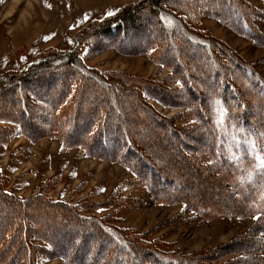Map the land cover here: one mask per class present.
<instances>
[{
	"label": "rangeland",
	"instance_id": "374dc122",
	"mask_svg": "<svg viewBox=\"0 0 264 264\" xmlns=\"http://www.w3.org/2000/svg\"><path fill=\"white\" fill-rule=\"evenodd\" d=\"M149 2L0 0V229L8 225L9 216L13 218L17 210L23 211L30 229L26 233L34 264H68L65 254L77 255L80 264H103L100 257L108 252L111 258L112 250L117 255L112 264H125L126 259H133V264H161L148 259L153 252L186 264H264V218L245 212L247 208L234 188L231 194L224 191L226 188L222 185L227 182L217 180L220 175L211 163L214 160L208 147L209 128L206 124L200 128L201 124L188 108L195 105L198 98L192 86L196 93L202 91L197 84L198 73L193 69L192 79L183 81L184 74L174 68L175 60L170 64L159 59L161 56L155 57L154 53L161 52L162 47L156 42L157 33L152 32L156 19L160 22L165 16L167 24L161 27L165 43L173 50V42L182 52L189 50L198 68L207 70L201 65L206 55H201V48L188 46L185 37L213 40L215 57L226 64H222L225 69L231 66L237 72L236 66L244 64L264 81V41H261L264 38V0H201L196 6H201L202 10L194 14L190 12L189 0H163L161 12H154ZM233 6L236 11L245 13V22H249L258 39L246 37L233 30V25L230 27L217 19L220 14L225 17L226 12L229 17L226 20L232 21L236 17ZM126 13L131 14L137 25L134 22L124 36L122 32L120 40V33L113 35L109 26ZM168 23L174 32L168 33L172 31ZM107 26L110 28L108 36L104 34L108 32H102ZM175 39L183 40L185 47ZM74 50L82 73L73 70L72 74L86 78L89 72L97 74L101 80L88 81L95 90L92 92L89 86V95L79 105L81 110L76 115L81 118L68 121L71 124L67 131L74 135L60 137L59 129L67 128L53 119L61 114L57 105L45 102L51 98L44 95L53 96L70 74L59 66L48 68L46 63L37 65L36 61H45L43 56L51 58ZM230 61L237 65H228ZM23 68L29 71L22 73ZM44 68L52 71L38 76V71ZM5 77L10 82L4 83L2 78ZM26 77L24 86L17 84ZM101 81L114 90L122 111L112 103L110 94L103 91L106 87L100 85ZM78 92L75 87L68 90V94L78 96L76 101L75 96L72 98L77 105L82 94ZM136 92L169 125L168 132L154 120L159 128L151 121H146L148 127L142 126L141 137L149 140L151 149L156 147L155 158L151 152L136 146L131 136L122 135V125H130L131 119L122 97L128 95L129 102H133L132 95ZM18 94L27 95L29 104L25 108L16 99ZM241 99L249 105L246 109L255 118L264 120L262 105L251 106L252 97ZM21 107L25 113L22 120L18 118ZM71 108L61 110L67 115L72 112ZM103 108V113L110 112L114 117L128 116L127 120L115 121L117 131H106L111 144H107L106 139L100 143V136L87 138L89 132L96 134L103 115L100 120L94 115L87 119L89 114L85 112L100 113ZM140 111L144 114L143 109ZM235 116L238 117V113L233 110ZM92 119L95 121H90ZM252 119L250 115L247 121ZM131 145L166 178L165 184L150 172L140 158L142 155L132 151ZM111 151L113 154L109 153ZM127 152L133 154V160L127 158ZM110 155L114 156L110 158ZM224 157L228 156L220 159L226 161ZM159 191L174 200L157 199L155 194ZM243 194L246 202L254 203L256 209L260 208L258 211L264 212L261 205L264 185L246 188ZM222 204L221 214H213V209ZM235 205L240 208L234 213ZM52 209L57 216L50 217ZM100 239L113 243V249L110 243L100 242ZM114 239L122 241L123 247L115 248ZM259 248L263 254L254 257L253 252ZM129 249L132 254L128 253ZM3 251L6 252L4 247L0 254Z\"/></svg>",
	"mask_w": 264,
	"mask_h": 264
},
{
	"label": "trees",
	"instance_id": "16d2710c",
	"mask_svg": "<svg viewBox=\"0 0 264 264\" xmlns=\"http://www.w3.org/2000/svg\"><path fill=\"white\" fill-rule=\"evenodd\" d=\"M197 1L201 2V0H189V5L191 9L190 12H192V14L196 13L197 10L198 11L202 10L201 6H196ZM228 1L230 2V0ZM163 3H164L163 0H150L149 6H151L154 9V12L155 11L161 12L162 10L161 5ZM236 7L240 8V6H236ZM224 9H225V6L223 7L222 11H224ZM233 12H235L236 17L233 18L232 21L230 22L226 20L227 18H229L226 12H225L226 14L225 17H222L224 15H221V14L220 16H216V17L219 21L221 20L227 23L230 27L233 25L232 26L233 30L238 31V33L243 34L246 37H250L254 40L258 39L256 36H254L253 34L254 31L249 26V22L247 21L248 24L245 22V19H246L245 13L242 10L236 11L235 6H233ZM165 19H166L165 16L161 17L160 22L157 21L156 19L155 26L153 27V30H152L153 33L154 32L157 33L155 34L158 37V41L156 42L160 45V47H162V51L158 53L159 56L158 54H155V53L154 55L155 57L161 56L159 59H162L165 62L170 63V64H171V61L175 60L177 64H175L174 68H176L177 73L179 72V74L181 75L184 74L183 81L189 82L192 79L191 74L193 72V69L195 73H198L197 80L199 81H197V84L200 86L199 89H201L202 91L196 93L194 85L192 86V88L190 86L188 87V88H191L192 91H194L195 96L198 97L197 100H195V105L193 104L191 107H188V108L192 110L195 116L194 118L197 121V123L201 124L200 128L203 127V125L205 124L209 128V131L207 132V135L210 136L209 141H208V147L211 149L209 151L211 159L214 160V161H211V163L213 164V166L216 167L220 175L217 177V180L222 179V181L227 182L225 184L223 183L222 186L226 188L224 191L230 194L233 193V188H234L236 196H239L240 198L239 200H243L242 204L246 206L247 208L245 212H248V213L251 212L250 215H253V214L260 215L264 218V212L258 211V209L260 208L256 209V205H254V203H251L252 204L251 205L250 203L246 202V200L244 199V194H243L244 189L246 188H250L255 185L258 188H261V186L264 185V168L260 167L261 159H264V120L260 118H255V115L246 109L247 106L249 105H247V103H245L243 99H241V97H244L245 99L252 97V100H250L249 104L251 106L255 105L256 108L257 107L259 108L262 105L263 106L262 108L264 111V105H263L264 104V81L259 76H257L253 70H251L248 66L244 64H242L241 66V65H237L233 61H230L228 65L233 63V65L235 64L234 66L237 65L241 69L237 68V66H236V70L239 69V71L237 72L233 71V68H231V66H228L229 69H225L223 65H226V64L223 62L222 63L223 65H222L219 62V60L215 57L213 40H209V39L204 40L196 36L193 37L190 35L191 37H187V38L185 37V39L187 40L188 46L201 48L202 49L200 50L201 55L202 56L206 55V58H207L205 59L206 62L205 60L204 62H201V65L203 67H206L207 70L203 71L202 69L198 68L196 66V62L193 59L191 60V57L189 56V50H185L182 52L180 49L177 48L174 42L171 43V45L175 47L173 50L171 46L168 45V43H165L166 37L164 36V30L161 28L162 25L167 24V22H165ZM134 22H135L134 25L136 26L137 25L136 21L132 19L131 14L126 13L125 15H121V17H118L117 21H115L109 27L111 28L113 35H117L118 33H120L119 37L121 40V33L123 32L122 36H124L125 32L129 31L130 27L134 26L132 25ZM236 24L239 26H237ZM241 25H243V27ZM167 26H168V29L172 30L171 32H168V33L174 32V30L172 29L173 27L170 28L171 26L169 25V23ZM240 26L243 28V31L240 29ZM109 27L107 26V28L104 27L102 29V32H108V33H104L106 36H108L110 33ZM238 28L240 29L242 33L239 32ZM175 38H176V35H175ZM114 40L119 42V40H117L116 38ZM175 40L178 43H180V46L184 44L183 40L181 39H178V40L175 39ZM261 41H264V38ZM157 43L156 45H158ZM183 47L185 46L183 45ZM163 56H164V59H163ZM180 57L182 58V60ZM43 58L45 59V61H43V59H38L36 61L37 65H42L46 63V65H48V68L59 66L63 69H66V72H69L70 74L69 77H67L66 80L64 81L65 83L62 82L60 84L58 90L53 94V96H46V95L44 96L45 98H51L49 99V101L47 100L45 102H48L49 104L53 103L54 105H57L58 112H60L61 114L59 118L53 117V119H57L59 123H61L62 125L65 126V128H67V129H64L63 127H61L58 133L59 136L65 137L66 135H74V132L71 131V133H69V131H67L68 126L71 124L68 121H73V120L75 121V119L81 118L80 115H76V113H78L79 110H81V108H79L81 106L79 105L86 98V96L89 95L88 94L89 86L92 92H94L95 90V88H93L92 86V83L88 81L91 79L92 81L94 80L93 82L97 83L98 81L101 80V78L98 77L97 74H90L89 72H87L88 74L86 73L87 79L82 75L72 74L73 70H75V72L78 71L79 73H82L80 72V70H82L81 69L82 67L79 62V58L76 55V50L69 51L67 54H55L51 58L43 56ZM176 59H178L179 62L176 61ZM75 68H77L78 70ZM25 69L26 68H23L24 71L22 70L23 71L22 73L29 71V69H26V70ZM46 71L51 72L52 70L48 71L47 68H44V71H38V76L43 74V72H46ZM199 72L200 73L202 72L201 76H199ZM8 77L2 78L4 83L9 81ZM27 78L28 77H26L25 79L22 78L23 80L21 79L22 81H20V83L18 82L17 84L19 85L22 84V86H24L25 80H28ZM100 85L106 87V89L103 88V91L107 94H110L109 97L112 103H114V105H116L118 109L121 110L119 107V101L117 99L115 100V95L113 94L114 90L110 89L109 86H107V82L105 81H101ZM154 86L157 87L158 89H161L158 84H154ZM70 87H75L76 90L79 91L78 95L82 93L79 95L80 97L78 98V105L76 102L74 103V99H72L75 96V101H76V98L78 96L73 93L68 94V90ZM144 90L146 91V89H143L142 91L144 92ZM156 92H160V91H156ZM140 95L141 94H139V92L133 93L132 95L133 102H129L128 99L130 96L128 95H124L122 97L124 100L125 111H127V114L131 117V119L129 118L130 125H126V126L122 125L121 127L122 135L123 137L126 136L127 138H130L131 136L136 146H139L140 149L144 152H149V153L151 152V156L155 158L154 153L156 151V147L153 148V146H151L153 148L151 149L149 140L141 137V132L143 129L142 126L146 123V121L152 122L154 120L158 124L163 125V128L166 127L165 131L168 132L169 125L167 124V121L165 119L159 117L158 114L149 105H146L142 101L143 96L142 95L140 96ZM16 99H18L19 103H23L22 107L24 108L28 106L29 104L27 101V95L18 94V98ZM65 100H68L69 103ZM139 103L141 105V109H139ZM107 105L109 107V104ZM22 107L20 108L21 117H18L21 120L23 119L24 114H25L23 111L24 108ZM63 107L67 109V111H68V107L69 108L72 107L71 108L72 112L66 115L65 111L62 112V110H64ZM109 109L111 108L109 107ZM142 109L144 111L143 112L144 114H141L140 110ZM104 110L105 108H103L100 113H95V114H93V112H85L89 114V116L87 115L86 117L87 119L91 117L92 115H94L95 117H97V120L98 119L100 120V116L103 115L102 124L100 128L98 129V131L96 132V134L91 135V132H89V135L87 136V138H89L90 136L92 137L93 135H96L97 137L100 136L99 137L101 138L100 143H102L103 140L106 139L105 142H107V144H111L110 139L107 138L108 135L106 136V131H115V130L117 131V128L114 125L115 121L118 120L119 118L120 119L125 118L127 120L128 116L123 115V112H122L123 117L121 116L114 117L110 112L103 113ZM196 110L197 112H195ZM233 110L237 111L238 117L237 116H235V118L233 117ZM109 111H112V109ZM250 115L253 116V119L251 121H247V118L250 117ZM106 120H108V123L106 122ZM90 121H95V120L92 119ZM257 122H260L263 125H261L260 127H257L256 125H254ZM152 125L154 127L157 126L153 122H152ZM144 126L148 127L147 124H145ZM55 127H56V124L54 125V128ZM124 127H125V130L123 129ZM123 131L126 132L127 134L124 135ZM62 140H65V138H62ZM133 147L134 146L131 145V149H133ZM115 149H118V147H116ZM112 151L109 153L113 154ZM132 151H136V154L138 156L142 155V153L136 149H133ZM223 155L228 156L227 158L224 157L226 161H223L222 159H220V157H223ZM113 156L114 155H110V158H112ZM119 156H121V154H119ZM142 156L140 158H142V160L144 161L142 162L149 168L150 172L155 174V176H158L165 184V182H167L166 178L162 177L163 175L158 173L149 162L144 160L145 157L144 156L142 157ZM127 158L129 160H133L134 158L133 154L131 152L128 153ZM131 162L135 164L134 161H131ZM137 165L139 164L137 163ZM137 171L145 175V173L142 172L141 168H137ZM159 178L157 179L159 180ZM232 180L234 184L232 183ZM157 183L161 184V181L160 182L157 181ZM159 192H156L155 194V197L157 199L159 200L163 199V201H166L165 199H171V198L173 199L172 196L165 194L164 192H161V191ZM175 199H177V197ZM261 205L262 207L264 206V201H263V204L261 203ZM222 206L223 204L217 208L218 210L214 208L213 214L219 216L221 214L219 213V210H220L219 208H221ZM237 208H240V205L233 206L234 213L238 211ZM52 211L53 213H49L50 217L57 216L58 213L54 212L53 209ZM9 212L11 213L10 210ZM21 212L23 211L17 210L13 218L9 216V220L7 222L8 225L5 228H3V230L0 229V249L4 247V250H6V252L3 251L1 252L2 254H0V264H34L33 259H31L32 251L29 246V240L27 238V233H26V231L30 229H29V225L27 224V217L25 216V214H22ZM111 235H116V234L111 232ZM43 241L47 243L53 242V240H45V239H43ZM99 241L100 242L105 241V239H100ZM104 243H110V242L105 241ZM114 243H116L117 245L115 248L123 247V242L118 239H114ZM109 247L110 249H113V243L112 245L110 243ZM110 249L108 248L107 250H110ZM259 250L260 248L257 249L256 252H253L255 254L254 257L257 256L258 253L263 254V250H260V251ZM145 251L148 252L147 250ZM111 252H113V255L111 258L110 256H108V252L105 255L100 257V259L102 258L103 264H108L109 261L111 260H112L111 264L115 263V260L117 259L116 252L115 250H112ZM128 253L132 254L133 252L131 249H129ZM65 256L67 258L66 260L68 264H80L78 262L77 255L65 254ZM60 257L62 258L63 256H60ZM148 259L149 260L153 259L157 263H161V264H186L185 262H182V261L180 262V261L167 260L166 256H160L159 254H157V252H153L152 257L150 256ZM126 260L127 262L125 264H133V259H126Z\"/></svg>",
	"mask_w": 264,
	"mask_h": 264
},
{
	"label": "snow or ice",
	"instance_id": "6c2138e0",
	"mask_svg": "<svg viewBox=\"0 0 264 264\" xmlns=\"http://www.w3.org/2000/svg\"><path fill=\"white\" fill-rule=\"evenodd\" d=\"M111 15V13H109ZM260 167L264 168V159H261ZM256 219H259V217H255Z\"/></svg>",
	"mask_w": 264,
	"mask_h": 264
}]
</instances>
